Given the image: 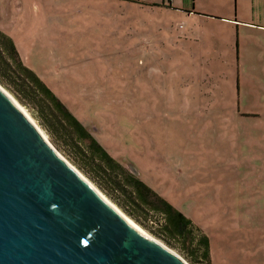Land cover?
Wrapping results in <instances>:
<instances>
[{
  "label": "rangeland",
  "instance_id": "1",
  "mask_svg": "<svg viewBox=\"0 0 264 264\" xmlns=\"http://www.w3.org/2000/svg\"><path fill=\"white\" fill-rule=\"evenodd\" d=\"M235 23L264 26V0H0V30L25 65L193 220L212 263L264 264V96L259 119L235 109ZM242 55L249 76L254 58ZM148 217L130 219L196 264Z\"/></svg>",
  "mask_w": 264,
  "mask_h": 264
},
{
  "label": "water",
  "instance_id": "2",
  "mask_svg": "<svg viewBox=\"0 0 264 264\" xmlns=\"http://www.w3.org/2000/svg\"><path fill=\"white\" fill-rule=\"evenodd\" d=\"M0 264H188L112 204L0 86Z\"/></svg>",
  "mask_w": 264,
  "mask_h": 264
},
{
  "label": "trees",
  "instance_id": "3",
  "mask_svg": "<svg viewBox=\"0 0 264 264\" xmlns=\"http://www.w3.org/2000/svg\"><path fill=\"white\" fill-rule=\"evenodd\" d=\"M0 85L32 113L56 149L124 213L143 227L152 215L159 227L155 232L157 237L171 247L178 244L191 246L190 251L183 252L193 263L213 264L209 237L154 186L116 158L48 84L25 65L15 42L1 30ZM235 109L241 114L240 107Z\"/></svg>",
  "mask_w": 264,
  "mask_h": 264
},
{
  "label": "crops",
  "instance_id": "4",
  "mask_svg": "<svg viewBox=\"0 0 264 264\" xmlns=\"http://www.w3.org/2000/svg\"><path fill=\"white\" fill-rule=\"evenodd\" d=\"M236 24V50H237V73L239 79L238 100L240 110L257 115L258 119L262 116L260 106L255 105V101L262 99L264 96V60L260 56L264 49V26L250 25L246 23ZM241 35L244 37V42L241 44ZM249 47L244 49V47ZM245 50V51H244ZM245 58L251 56L254 58L253 66L249 76H246V62H242L243 55ZM221 80V79H220ZM245 103V104H244ZM257 103V102H256ZM257 118V117H256Z\"/></svg>",
  "mask_w": 264,
  "mask_h": 264
},
{
  "label": "bare ground",
  "instance_id": "5",
  "mask_svg": "<svg viewBox=\"0 0 264 264\" xmlns=\"http://www.w3.org/2000/svg\"><path fill=\"white\" fill-rule=\"evenodd\" d=\"M23 109V108H22ZM23 111L27 114V112L23 109ZM28 115V114H27ZM29 116V115H28ZM30 117V116H29Z\"/></svg>",
  "mask_w": 264,
  "mask_h": 264
},
{
  "label": "built area",
  "instance_id": "6",
  "mask_svg": "<svg viewBox=\"0 0 264 264\" xmlns=\"http://www.w3.org/2000/svg\"><path fill=\"white\" fill-rule=\"evenodd\" d=\"M169 1H172V0H169Z\"/></svg>",
  "mask_w": 264,
  "mask_h": 264
}]
</instances>
